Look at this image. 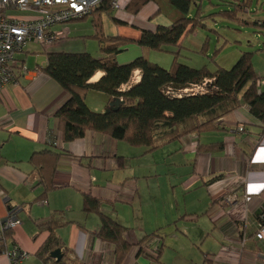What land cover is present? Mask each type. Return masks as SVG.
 Segmentation results:
<instances>
[{
  "label": "crops",
  "instance_id": "obj_1",
  "mask_svg": "<svg viewBox=\"0 0 264 264\" xmlns=\"http://www.w3.org/2000/svg\"><path fill=\"white\" fill-rule=\"evenodd\" d=\"M115 1L118 7H113L110 14L89 13L51 27L53 31L65 28V37L37 49L35 45L31 49L24 47L18 58L27 72L18 71L14 81L0 91V229L2 221L13 211L21 224L11 230L6 248L15 244L22 249L26 246L28 252L44 264L55 260L49 257L51 260L46 262L37 254L48 237V232L38 225L56 212H61L68 222L54 232L59 242L55 248L66 254L68 264H115L112 246L95 236L99 228L97 216L82 210L83 193L90 192L111 203L115 214V205L131 202L136 193L133 181L136 174H128L126 169L125 158L131 146L127 142L92 130L81 139L62 141L55 112L69 96L42 70L49 52H88L96 58L102 57L94 37L98 31L107 37L133 40L116 56L118 63H128L143 54L135 42L141 30L154 31L159 25H169L181 16L177 10L173 16L162 14V5L167 3L164 0H148L136 13L133 0ZM15 14L29 16L31 12ZM28 52L35 54L34 63L30 62ZM102 74L97 71L88 82H96ZM139 80L140 70L135 69L120 90L130 88ZM94 100L96 104H91ZM85 102L90 109L100 111L107 98L103 93L88 91ZM217 123L216 129L189 133L158 147L165 152L162 154L164 164L173 166L175 180L191 196L184 214L198 227L189 238L188 261L189 264H264V241L254 237L259 225L264 224L261 219L264 213V128L245 104ZM240 125L242 131L238 130ZM11 138H20L22 147L4 149ZM215 143L219 147L211 146ZM133 147L143 148L141 155L154 151ZM45 148H52L59 156L54 187L45 199L37 200L35 196L41 194L42 187L29 158ZM231 196L235 200H231ZM33 198L34 204L26 207V201ZM108 207L111 206L103 205L102 211L112 216ZM116 216L112 217L130 229L132 242L151 233L160 235L159 228L139 235ZM155 238L161 245L157 261L150 257L151 251H139L135 245L120 264H168L162 259L164 239L161 235ZM6 260L7 257L0 264H8Z\"/></svg>",
  "mask_w": 264,
  "mask_h": 264
},
{
  "label": "trees",
  "instance_id": "obj_2",
  "mask_svg": "<svg viewBox=\"0 0 264 264\" xmlns=\"http://www.w3.org/2000/svg\"><path fill=\"white\" fill-rule=\"evenodd\" d=\"M114 1L100 0L89 13L110 14ZM147 1L133 0V12L136 13ZM167 1L181 16L169 25H159L154 31L141 30L135 42L142 48L143 54L128 63H118L116 56L133 40L122 36L107 37L100 31L94 35L99 51L103 54L100 58L88 52L46 53L47 61L43 72L57 82L69 96L55 112L62 141L81 139L88 130H92L109 135L117 141H125L131 146H142L147 151H152L189 133L216 129L221 117L242 104L247 105L251 114L264 128V86L256 87V81L264 77L258 76L253 69V52H241L230 68L218 65L213 69L206 65L194 68L179 62L182 39L197 26H205V19L211 16L201 9L200 0ZM248 1L224 0L225 10L216 14L234 17L237 13H243ZM248 23L258 34L264 36V18ZM167 47L175 48L169 49L173 54L169 68L147 59L148 50L166 51ZM259 50H264V47ZM135 69L140 70V80L128 89L120 90V86L129 80ZM97 71L103 73L100 78L96 82H88ZM204 80L210 81L206 92L179 95L182 89L199 85ZM88 91L106 96L107 102L102 110L89 108L85 102ZM115 98L120 99L121 103L117 106L110 105ZM212 145L219 147L216 143ZM58 156L59 153L52 148H45L32 153L29 158L42 187L37 200L45 199L54 187L53 176ZM103 205H110L112 208L111 203L98 199L90 192L83 193L82 210L97 216L99 228L95 236L112 246L115 264L123 261L131 246L136 245L142 251L146 240L159 236L151 233L137 242H132L130 229L104 213ZM67 223L61 212H56L49 220L39 223V228L48 232V237L37 254L46 262L50 259L48 253L59 244L55 230ZM11 230H4L1 234L0 252L6 248ZM159 242L158 239L156 253L152 256L155 261L158 260L161 249ZM51 264H68L66 254L63 253L60 261H51Z\"/></svg>",
  "mask_w": 264,
  "mask_h": 264
},
{
  "label": "rangeland",
  "instance_id": "obj_3",
  "mask_svg": "<svg viewBox=\"0 0 264 264\" xmlns=\"http://www.w3.org/2000/svg\"><path fill=\"white\" fill-rule=\"evenodd\" d=\"M164 1L167 3L162 5L161 13L168 17L173 16L176 9L167 0ZM200 1L201 9L211 17L205 19V26H197L182 39L179 62L194 68L203 65L210 69L217 65L230 68L241 52L252 51L253 69L258 76H264V50H259L264 47V36L258 34L248 23L257 18H264V0H249L243 13H237L231 18L216 14L225 10L224 0ZM32 45H35L36 49L42 47L28 42L25 48L31 49ZM169 49L175 48L167 47L166 51L148 50L146 57L151 62L169 68L173 60V54ZM28 54L30 62L34 63L35 54L33 52ZM95 101L91 104H96ZM22 145L20 138H11L4 149L16 150ZM128 147L130 150L125 158L126 169L128 174H136L133 176L136 193L131 202L115 205L117 216L111 207H108L109 213L126 226L132 227L139 235L159 228V234L164 239L162 259L168 264H189V238L194 235L191 234L192 230L198 227L196 222L189 219V215L184 214V209L188 208L191 200L189 192L175 180L173 166L162 161V154L165 153L162 148L141 155L143 148ZM35 198L26 201L24 205L32 206ZM33 209L35 207L32 211ZM186 212L189 211L186 209ZM27 249L24 246V250L28 252ZM4 259L6 255H1L0 261ZM25 264L44 263L28 252Z\"/></svg>",
  "mask_w": 264,
  "mask_h": 264
},
{
  "label": "built area",
  "instance_id": "obj_4",
  "mask_svg": "<svg viewBox=\"0 0 264 264\" xmlns=\"http://www.w3.org/2000/svg\"><path fill=\"white\" fill-rule=\"evenodd\" d=\"M100 0H0V91L13 82L18 71L27 72L25 65H20L18 55L23 52L26 43L33 42L46 46L65 37L66 29L51 30L53 25L67 22L88 14ZM114 8L118 5L113 2ZM14 12H31L28 16H19ZM209 80L199 85H191L179 91V95L206 92ZM264 86V78L256 81V87ZM242 131L243 127L238 126ZM231 200H235L231 196ZM264 219V213L261 215ZM21 221L13 211L1 223L0 238L4 230L19 226ZM257 241H264V224H260L254 233ZM158 238H150L143 243V251H151L154 256L158 247ZM0 254L7 257L8 264H25L28 252L17 244L10 249H3Z\"/></svg>",
  "mask_w": 264,
  "mask_h": 264
},
{
  "label": "water",
  "instance_id": "obj_5",
  "mask_svg": "<svg viewBox=\"0 0 264 264\" xmlns=\"http://www.w3.org/2000/svg\"><path fill=\"white\" fill-rule=\"evenodd\" d=\"M121 103L120 99L115 98L113 102L110 103V105L117 106ZM49 257L51 259H54L55 261H60L63 258V253L61 252L60 248H55L49 252Z\"/></svg>",
  "mask_w": 264,
  "mask_h": 264
}]
</instances>
